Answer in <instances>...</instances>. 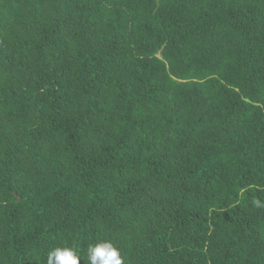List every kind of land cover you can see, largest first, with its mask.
<instances>
[{
	"label": "trees",
	"instance_id": "trees-1",
	"mask_svg": "<svg viewBox=\"0 0 264 264\" xmlns=\"http://www.w3.org/2000/svg\"><path fill=\"white\" fill-rule=\"evenodd\" d=\"M98 240L264 264V0H0V264Z\"/></svg>",
	"mask_w": 264,
	"mask_h": 264
},
{
	"label": "clouds",
	"instance_id": "clouds-1",
	"mask_svg": "<svg viewBox=\"0 0 264 264\" xmlns=\"http://www.w3.org/2000/svg\"><path fill=\"white\" fill-rule=\"evenodd\" d=\"M78 251L56 247L48 253L47 264H80ZM86 264H123L119 248L111 240H98L86 249Z\"/></svg>",
	"mask_w": 264,
	"mask_h": 264
}]
</instances>
